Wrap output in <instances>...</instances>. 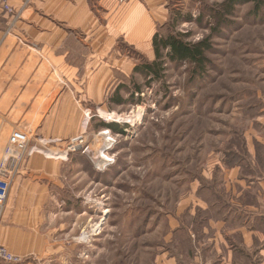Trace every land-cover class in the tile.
<instances>
[{"label":"rangeland","instance_id":"obj_1","mask_svg":"<svg viewBox=\"0 0 264 264\" xmlns=\"http://www.w3.org/2000/svg\"><path fill=\"white\" fill-rule=\"evenodd\" d=\"M228 1L167 0L168 17L158 33L207 41L209 63L203 69L164 55L159 79L149 82L135 71L122 78L128 102L109 100L110 112L99 111L102 118L137 115L117 122L125 133L111 130L116 142L108 153L114 162L99 170L85 154L57 152L65 155L58 160L69 158L76 167L67 172L65 186L53 190L54 199L44 207L47 218L30 228L21 223L27 215L22 212L4 220L2 233L14 237L33 230L36 243L46 241V253L15 252L27 256L24 264H156L166 247V215L179 208L216 160L236 162L244 155L246 136L260 131L264 116V0L233 2L226 14ZM140 57L139 64L147 62ZM100 124L85 133L95 153L103 144Z\"/></svg>","mask_w":264,"mask_h":264},{"label":"crops","instance_id":"obj_2","mask_svg":"<svg viewBox=\"0 0 264 264\" xmlns=\"http://www.w3.org/2000/svg\"><path fill=\"white\" fill-rule=\"evenodd\" d=\"M10 1L23 6V0ZM167 4L32 0L9 33V18L0 22V161L15 128L33 135L37 147L20 168L5 219L25 213L21 223L30 228L47 218L44 207L54 199L53 190L62 189L76 167L69 158L58 160L65 155L57 152L105 120L99 111H109L110 96L141 55L156 59L154 36L168 17ZM260 125L251 139L246 136L243 156L216 160L166 215V247L156 264H264V116ZM14 237L0 230V244L14 252L48 248L45 239L35 242L33 230Z\"/></svg>","mask_w":264,"mask_h":264},{"label":"built area","instance_id":"obj_3","mask_svg":"<svg viewBox=\"0 0 264 264\" xmlns=\"http://www.w3.org/2000/svg\"><path fill=\"white\" fill-rule=\"evenodd\" d=\"M118 1L120 3H125L129 0ZM31 2L32 0H23V6L16 8L10 0H0V22L6 17L9 18L8 30L6 33H9L15 23L20 20L23 9ZM100 134L102 135L103 144L97 153L92 150L91 142L85 135H80L69 140L65 153L69 154L70 152H80L85 154L96 163L97 169L103 170L114 162V159L109 155L108 152L114 148L116 139L112 135L110 128H104ZM33 140V135L20 130L19 128H15L4 150L3 157L0 161V228L5 220L7 204L10 198L11 190L20 168L27 158L31 157L35 152H37V147L32 145ZM93 153L95 157H98V153H100V156L104 160L106 154L109 156L110 161L107 160L103 163L98 162L99 160L101 161V158L98 157L95 158V160ZM26 259L27 256L17 254L13 252L8 246L0 244V264H24ZM194 264L204 263L202 261H198Z\"/></svg>","mask_w":264,"mask_h":264},{"label":"trees","instance_id":"obj_4","mask_svg":"<svg viewBox=\"0 0 264 264\" xmlns=\"http://www.w3.org/2000/svg\"><path fill=\"white\" fill-rule=\"evenodd\" d=\"M256 2V4H260V0H229V4L227 9L224 11L226 14L230 13L232 10L231 4L233 2L238 3H246V2ZM260 8H255V12ZM226 14H218L219 18L223 17ZM154 48L156 53V59L154 61H148L142 64H138L135 66L134 71L136 73L142 74L145 78H148L149 82L153 81L154 79H159L163 72L162 66L165 65L162 62L164 55L169 58L170 61H175L181 64H194L198 68L206 67L209 63V59L205 54V51L210 49V44L207 41L197 42V43H190L183 40L181 37L168 35L162 36L159 33H156L154 36ZM195 75V74H194ZM126 86L123 84H119L111 98L109 99L115 105H123L128 102L121 94L123 89ZM138 91L141 90L140 87L137 88ZM135 91L130 93L129 99L132 101L134 99ZM101 128H110L111 130L118 132V133H125L124 127H122L117 122H101Z\"/></svg>","mask_w":264,"mask_h":264},{"label":"bare ground","instance_id":"obj_5","mask_svg":"<svg viewBox=\"0 0 264 264\" xmlns=\"http://www.w3.org/2000/svg\"><path fill=\"white\" fill-rule=\"evenodd\" d=\"M143 109L142 108H139V111H142ZM137 115L134 114L133 116L132 115H120V114H115V113H112V114H106V115H103V118L106 120V121H109V122H123V121H126V120H132L133 118H136ZM101 144V143H100ZM92 148V147H91ZM97 149V148H96ZM99 154V157L101 158V161L99 160L98 162H105L107 160L110 161V158L108 155L105 154V160L100 156V153ZM93 156H94V153H93ZM94 158H97V157H94ZM107 158V159H106Z\"/></svg>","mask_w":264,"mask_h":264}]
</instances>
